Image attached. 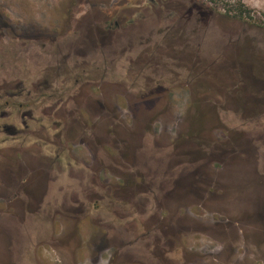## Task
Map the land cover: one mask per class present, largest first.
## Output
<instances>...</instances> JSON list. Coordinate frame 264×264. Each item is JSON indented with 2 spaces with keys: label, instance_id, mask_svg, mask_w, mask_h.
Returning <instances> with one entry per match:
<instances>
[{
  "label": "flooded vegetation",
  "instance_id": "obj_1",
  "mask_svg": "<svg viewBox=\"0 0 264 264\" xmlns=\"http://www.w3.org/2000/svg\"><path fill=\"white\" fill-rule=\"evenodd\" d=\"M29 1L0 0V264H40L22 259L32 236L50 257L65 255L57 232H31L54 217L110 227L86 249L101 256L116 248L124 263L264 264V87H244L247 75L236 79L241 87H211L218 79L201 47L214 14L161 0L175 16L161 39L140 43L151 20L135 19L139 0H69L60 25L56 2ZM230 44L229 57L257 64L250 79L263 83L250 47ZM159 46L184 56L155 57ZM172 81L188 88L190 111L218 115L202 126L226 127L224 141H207L188 120L186 138L155 142L149 127L172 111ZM175 151L184 163L172 164ZM170 204L186 216H161ZM189 237L196 248L186 246Z\"/></svg>",
  "mask_w": 264,
  "mask_h": 264
},
{
  "label": "rangeland",
  "instance_id": "obj_2",
  "mask_svg": "<svg viewBox=\"0 0 264 264\" xmlns=\"http://www.w3.org/2000/svg\"><path fill=\"white\" fill-rule=\"evenodd\" d=\"M32 1L33 0L29 1L31 8L34 2ZM160 1L161 0H139L138 6L135 8V19L140 20L141 18H145V16H148L149 14L151 21L149 23H145V27H147V29H149L150 27L151 33L143 35L138 40V42L146 43L145 41H150L151 39H161L162 36L165 34V29L167 25L171 24L172 19L175 16V11L169 8H161ZM179 1H181L180 3L185 5V7H189L192 5L195 8L203 10V12L208 13L207 16H210V14H214L212 17L213 19L210 30L208 31L201 47L202 53L208 56L207 61L211 64L207 71L213 72L218 79L214 81L211 87H227L231 82L236 83L237 78L242 79L245 77V75H247L249 78H244L245 80L243 83L246 84L244 87L248 89H255L258 86L264 87V79L262 80L263 83H258V80L252 81V79H250L253 76L250 75V72L253 71L254 74L256 73V67H258L257 64H253L252 62H249L248 64H246L245 62L244 64H240L236 59H231L229 57L231 55L230 52L232 51V49L233 52L235 51L234 48L230 47L232 46L230 43L236 39H239L238 46L246 45L250 47V51L248 54L249 57H257L258 59H260V61L262 62L261 65L264 68V0ZM45 2L48 3V7L51 3L55 4L56 2V5H54V7L58 12V24L60 25V13L62 12V9H65L69 0H43L42 3ZM41 18L42 22H45V20L43 19H46V16L44 18L42 15ZM198 19V15L194 13L192 16L193 28L200 24L198 22ZM151 49L152 54L155 55V57H160L164 60H167L168 58L172 59L173 57L184 56V53H181V50H178L179 48L177 47H175L176 53L169 52L166 49H162V47L160 46L158 48L152 47ZM191 51L192 53H195V48H193ZM248 55L245 56L247 57ZM237 65L239 66L240 74L236 72L238 71L236 69ZM261 78H264V75ZM178 84L179 81H172L170 83H167L166 85L169 89H178L177 91H172L170 95L173 103L172 111H170V113H164V115L159 118L161 121H164L165 124L157 123L156 125L149 127V134L153 135L155 142H157V144L162 147H166L179 140L181 137L186 138V135H190V132H193L194 128H198L200 131H202V136L207 141H210V139H213L215 140V142L218 143H220V141H224L229 133V130L226 127L210 128L206 126V128L203 129L202 126L203 123L206 125L211 123L213 120L218 119V115L216 116V113L213 112L210 107L204 109L203 107L198 106L194 109V112L190 111L191 108H187L189 107L187 105L190 101L188 96V88L185 85L180 84V86H176ZM238 84L239 87L243 85L242 82ZM173 120H184L186 121V124L179 127L173 126ZM188 120H190L192 123L194 121V125L197 123V125L199 126L190 128L188 125ZM236 124L237 123L234 122L233 126ZM197 139L200 140L199 138H196L191 143H194L195 141H197ZM189 146L193 147L192 145ZM186 159L187 157L184 156L182 153H180L179 151H175L174 158L171 162L173 165H180L184 163V160ZM222 161L223 160H218L216 163V167L220 168L224 166L223 164H221ZM250 162L251 166L249 167L253 169V162ZM150 207L151 205L149 204V210H151ZM1 208L6 209L3 205H0V209ZM177 209H180V212ZM181 209L182 207L179 204H170L169 208L164 207L159 212V214L161 216L168 215V217L172 214L176 216H186V214ZM194 210V208L190 209L191 216H193ZM205 216L210 217L209 214H205ZM50 221L51 220L49 218H46L45 220H43V218H40V224H38L37 226L38 228L36 227L33 230L31 229V232L35 234L42 233L39 234L40 238L42 239H47L51 231L57 232L59 235V240L61 241V247H59L61 248L60 252L64 253L65 255H60V253H57L56 255L52 252L51 255L53 257H50L49 253L47 252L49 246L46 244H35L34 238L36 236H32L31 241L29 243V247L26 248V250H23L22 259L24 262L28 263V261H36L40 264H53L55 262H57V264H90L91 260L97 261L99 258V264H132L128 262L124 263L119 258L117 260L116 248L107 250L101 256H98L95 252L92 253L91 250L87 251L86 247L89 242L90 244L91 242L95 243V240L91 239V237L96 236L97 233L100 234L102 232L104 233V231H111V228L107 227L106 225H103L102 222L93 223L89 219L82 220V218L67 219L55 217L54 219H52V222ZM214 221L216 220H208L206 223L203 224V227H201L200 229L203 230L205 226L210 227L212 225H217ZM152 226L153 224H149L150 228ZM225 226L227 228L229 227L227 226V224H225ZM130 229L134 230V227ZM230 229L231 227H229V230ZM261 237H263L264 239V233ZM184 242L186 246L193 249L197 246L196 241H193L191 237L184 239ZM90 247H92V245H90ZM44 250H46V252ZM136 256L140 257L141 255L138 254ZM172 257L173 256H170V259ZM5 259L6 254H3V252L1 254L0 252V263H3L2 260Z\"/></svg>",
  "mask_w": 264,
  "mask_h": 264
}]
</instances>
